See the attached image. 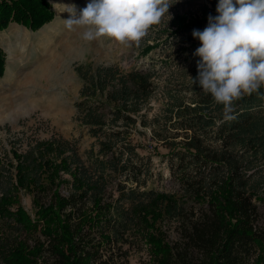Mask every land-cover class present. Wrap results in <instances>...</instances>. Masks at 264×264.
Wrapping results in <instances>:
<instances>
[{
	"label": "trees",
	"instance_id": "obj_1",
	"mask_svg": "<svg viewBox=\"0 0 264 264\" xmlns=\"http://www.w3.org/2000/svg\"><path fill=\"white\" fill-rule=\"evenodd\" d=\"M198 1L199 14L173 11L144 50L170 37L188 42L160 63L171 67L182 58L178 69L193 78L201 59L193 53L201 45L192 31L218 15V0ZM53 17L48 0H0V31L11 22L36 31ZM4 68L0 49V76ZM74 70L81 80L74 119L98 149L83 159L75 141L52 136L24 152L11 150L16 163L0 167V264H128L130 247L140 242L152 264H264V228L257 224L264 203V86L235 101L236 118L223 121V105L189 77L147 121L154 70L92 62L75 63ZM137 122L151 126V140L168 148L163 157L176 188L141 190L150 155H140L132 140ZM113 175L116 193L109 188ZM20 191L32 194V214Z\"/></svg>",
	"mask_w": 264,
	"mask_h": 264
},
{
	"label": "rangeland",
	"instance_id": "obj_2",
	"mask_svg": "<svg viewBox=\"0 0 264 264\" xmlns=\"http://www.w3.org/2000/svg\"><path fill=\"white\" fill-rule=\"evenodd\" d=\"M48 1L54 12L53 19L49 21L52 22L51 24L61 23L65 18L69 19L70 16L57 14L63 10L66 4L55 0V6L51 0ZM68 2L75 4L79 11L86 7L90 0H68ZM172 2L174 3L175 0H172ZM199 3L200 1L198 0H178V2L169 8V15L171 16L173 11H178L180 14L188 16L199 14ZM167 20L168 17L165 16L160 25L150 28L148 34L140 41L139 45L132 44L131 46H125L107 38L89 42L77 37L78 52H74V54H71L72 56L67 55L63 49L60 50L58 48L60 39L68 35L69 29L66 28L65 22L56 27L55 31L57 30V32L52 34L53 38L51 41L49 40L50 42L45 48L38 46L36 43L38 42L36 40V33L41 31L42 29L40 28H43L44 25L38 31H31L26 28L31 40L27 39V46L24 50L19 47L20 42L25 43L24 37L20 36L22 32L19 35L15 33L16 36H14L16 38L10 36V39H13L8 41L9 45L5 46L3 42V36L7 32L9 33L8 29L18 27L22 30L24 26L20 24L16 26L13 24L15 22H11L12 24L10 23L5 30L0 31V49L5 55V68L0 78L2 79L5 76L7 56L9 54L12 55L9 66L16 73L14 83L0 86V114H4L12 110V108L20 106L24 99L32 101L33 103L29 105L35 107L32 113L19 117L13 123L4 122L0 124V167L2 172L6 167L8 159H11L14 164L16 163L14 158H12L11 150L16 148L18 152H24L29 147L28 143L33 144L34 140H45L52 136H61L64 139L75 141L79 154L83 159L88 158V151L92 147L94 151L98 149L95 139L87 133L85 127L80 126L77 120L74 119L77 113L76 102L79 100V90L81 87V80L74 70L75 63L92 62L96 65H116L123 70L131 68L154 70L156 72L154 81L157 84V88L147 104L145 119L151 121L155 116H159L164 104L168 100V91L179 89L181 84L186 82L191 74L189 70L182 71L178 69L179 66L181 68L182 58L177 59L171 67L165 65L163 62L160 63L164 59L172 60L176 56L179 45H189L188 42L181 43L180 38L172 39L170 37L167 43L160 41L156 48L144 53L147 46L157 42V34L161 32L160 30L167 28ZM164 38L165 35L161 37V40ZM58 49L60 52L57 51ZM41 62H52L51 70L54 75L52 81L54 84L42 88L43 90H40L41 87L38 85H27L23 81L25 76L36 73V69L42 64ZM65 76H67L66 78L70 82L65 83ZM43 84L46 85V81H43ZM181 93L187 95L186 92ZM48 104L53 105L54 109L48 110ZM151 128V126L142 127L137 122V130L139 132L133 131L131 135L133 142L140 144L137 149L139 154L144 157L150 155L148 171L147 173H143L141 177L148 178L146 185H141V190L151 187L158 190H172L177 187V182L171 178L168 158L163 157L167 153L168 148L161 142L151 140ZM12 172H14L13 169ZM118 178L116 175L109 178V188H113V191L115 189V182L119 180ZM61 191L65 193L64 189H61ZM114 192L116 193V191ZM18 196L23 207L28 210V213L32 214L34 211L32 194L20 191ZM44 200L46 199L43 197L42 201ZM258 205L260 216L257 224L264 228V203L260 202ZM173 236L174 232H171V236L170 234L168 235L170 239ZM138 246L139 248L136 245L130 247L128 264H152L147 246L143 242L138 243ZM126 248H129L128 245H123V249Z\"/></svg>",
	"mask_w": 264,
	"mask_h": 264
},
{
	"label": "clouds",
	"instance_id": "obj_3",
	"mask_svg": "<svg viewBox=\"0 0 264 264\" xmlns=\"http://www.w3.org/2000/svg\"><path fill=\"white\" fill-rule=\"evenodd\" d=\"M178 2L175 0L174 3ZM172 0H90L77 10L64 5L70 18L64 20L69 30L83 28L82 39L101 38L121 45H139L150 28L160 25L165 16L172 19ZM218 15L207 17V26L193 29L200 41L193 55L197 76L190 77L216 104L223 105V121L236 117L234 102L258 93L264 86V0H218Z\"/></svg>",
	"mask_w": 264,
	"mask_h": 264
},
{
	"label": "bare ground",
	"instance_id": "obj_4",
	"mask_svg": "<svg viewBox=\"0 0 264 264\" xmlns=\"http://www.w3.org/2000/svg\"><path fill=\"white\" fill-rule=\"evenodd\" d=\"M66 5H70L72 3H69L68 0H58ZM56 2V1H55ZM65 11V8H63V10H61L60 12H58L57 14L61 16H69V13L67 12H64ZM59 18V17H58ZM70 18V17H69ZM67 18H65L66 20ZM64 22L63 20L61 21V23H53V24H50V25H47L45 27L42 28L41 31H38L36 34V40L38 42H36L38 44V46H41L43 48L46 47L47 44H49V42L52 40V34H55L57 32V30L55 31L56 27L60 24H64L62 23ZM84 31L83 28H77L75 30H69L68 31V35L65 37L63 36L60 41H59V44H58V48L63 49L65 51V53L67 55H71V54H74V52H78V45L76 43V40H77V37L82 38V32ZM13 32V31H12ZM59 33V32H58ZM23 34V35H22ZM9 38H8V37ZM16 36V35H15ZM14 36V37H15ZM20 36H23L25 39V41H27V39L30 41V37H29V33L25 32V33H21ZM2 38V37H1ZM16 38V37H15ZM13 39V38H11ZM10 39V35L9 33L7 32L4 36H3V42H4V45H9L8 41L11 40ZM78 39V40H79ZM22 42L23 40L20 39ZM50 40V41H49ZM11 42V41H10ZM2 43V42H1ZM16 44V43H15ZM18 45V44H17ZM19 47L24 50L25 47H26V43H19ZM59 51V49L57 50ZM56 51V52H57ZM55 52V53H56ZM60 52V51H59ZM11 54H9L7 56V64H6V73H5V76L1 79L0 78V86H3V85H10L12 83L15 82V75L16 73L12 70V68L9 66V63L11 61ZM72 56V55H71ZM42 63V62H41ZM51 65H53V63H46V62H43L37 69H36V73L34 74H30L28 76H25V79L23 80L25 84H33V85H38L41 87L40 90H43L42 88L46 87V86H49V85H53L54 83H52L53 81V72L51 70ZM67 76H65V83H68L70 82L68 80V78H66ZM43 81H46V85L43 84ZM41 84H40V83ZM50 83V84H49ZM23 103H21L20 106L18 107H14L12 108V110H9L7 111L6 113L4 114H0V124L1 123H4V122H8V123H13L15 122L19 117L21 116H27L29 115L30 113L33 112L34 110V106L32 105H29V104H32L33 102L32 101H27L26 99L22 100ZM47 109L48 110H52L54 109L53 105L51 104H48L47 105Z\"/></svg>",
	"mask_w": 264,
	"mask_h": 264
},
{
	"label": "crops",
	"instance_id": "obj_5",
	"mask_svg": "<svg viewBox=\"0 0 264 264\" xmlns=\"http://www.w3.org/2000/svg\"><path fill=\"white\" fill-rule=\"evenodd\" d=\"M52 1V3L53 4H55V6H56V3H55V0H51ZM52 22H49V23H47V24H45L44 26H46V25H49V24H51ZM12 24V23H11ZM14 25H16V26H19L18 24H15V23H13ZM43 26V27H44ZM25 27H22V30L20 29V28H14V27H11L10 29H8V31H9V35L11 36V37H14V35H15V33H16V35H19V33L20 32H22V33H24V32H28L27 30H26V28L24 29ZM40 29H42V27L40 28ZM39 29V30H40ZM13 31V32H12ZM38 31V30H37ZM29 33V32H28ZM5 34V33H4ZM23 35V34H22ZM25 43H26V46H27V41H25ZM51 44V43H50Z\"/></svg>",
	"mask_w": 264,
	"mask_h": 264
},
{
	"label": "water",
	"instance_id": "obj_6",
	"mask_svg": "<svg viewBox=\"0 0 264 264\" xmlns=\"http://www.w3.org/2000/svg\"><path fill=\"white\" fill-rule=\"evenodd\" d=\"M43 25H45V24H43Z\"/></svg>",
	"mask_w": 264,
	"mask_h": 264
}]
</instances>
